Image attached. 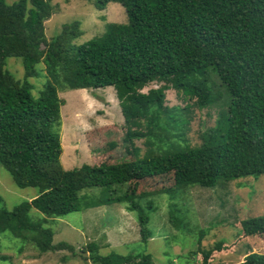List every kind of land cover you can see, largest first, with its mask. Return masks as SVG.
I'll use <instances>...</instances> for the list:
<instances>
[{"label":"trees","instance_id":"1","mask_svg":"<svg viewBox=\"0 0 264 264\" xmlns=\"http://www.w3.org/2000/svg\"><path fill=\"white\" fill-rule=\"evenodd\" d=\"M85 1H94L98 10L119 4L127 21L110 24L105 34L71 53L69 43L81 33L79 22L64 25L49 42L42 40L43 23L52 13L50 0H0V167L17 188L38 191L11 210L0 208V233L34 244L41 254L74 249L64 242L54 245L46 219H31V209L60 218L130 200L131 184L133 194L139 181L167 175L182 189L215 188L264 174V0ZM8 58L20 60L22 80L6 70ZM39 64L46 81L35 99L28 79L39 76ZM153 83L162 85L141 92ZM107 87L115 90L127 139L146 138L157 152L64 169V102L58 92ZM221 88L228 95L227 110L203 133L201 145L167 150L179 136L174 133L181 118L177 108L164 106L165 91L175 90L202 110L219 101ZM142 127L143 132L132 129ZM133 153L138 156L137 149ZM91 188H99L98 195L81 194ZM127 202L137 216L139 241L146 245L151 238L148 214L138 203ZM175 220L171 216L173 224ZM240 228L244 237L264 236V216L242 220ZM86 249L93 264H152L148 255L112 252L103 257L95 243ZM221 250L217 243L200 252L202 264ZM236 264H264V254L249 253Z\"/></svg>","mask_w":264,"mask_h":264},{"label":"rangeland","instance_id":"2","mask_svg":"<svg viewBox=\"0 0 264 264\" xmlns=\"http://www.w3.org/2000/svg\"><path fill=\"white\" fill-rule=\"evenodd\" d=\"M13 1L16 0H8L9 3ZM50 7L52 13L43 23L42 40L49 42L64 25L79 22L81 33L69 43L71 53L75 52V47L105 34L110 24L127 21L124 9L116 3L98 10L94 1L50 0ZM5 68L16 80L23 79L19 59L8 58ZM36 68L39 76L28 79L34 87L31 94L35 99L46 81L43 65ZM212 78L216 81L214 76ZM161 85L149 84L141 92L147 93ZM221 92L217 103L199 110L193 100L173 89L165 91L164 106L177 108L181 118L174 133L179 136L176 135L175 141L170 138L173 146L167 150L201 145L203 133L214 128L217 119L227 110L228 95L224 88ZM58 96L64 102L60 127L64 169L71 170L82 164L132 161L157 152L158 148L148 145L146 138L127 139L128 127L112 87L64 90L59 91ZM132 129L145 131L143 127ZM166 143L167 140L162 146ZM134 149L138 150V156L134 155ZM135 185V193L131 194V188L127 189L130 200L115 201L60 218H46L31 209V219H46L44 225L53 231L54 245L64 242L74 250L41 254L34 244L3 232L0 233V264H93L86 249L90 243L98 246L100 256L112 252L122 256L148 255L152 264H202L199 253L217 243H221L222 250L212 252L208 264H236L249 253L264 254V236L244 237L240 228L242 220L264 216V174L235 179L215 188L176 189L170 175L145 179ZM111 190H117V186ZM99 191V188H91L81 194L92 196L98 195ZM37 194L34 188H17L0 167V208L11 210L23 201H31ZM131 200L148 214L147 228L151 238L146 245L139 241L136 213L128 210L130 202L127 201ZM171 216L177 223H172Z\"/></svg>","mask_w":264,"mask_h":264}]
</instances>
